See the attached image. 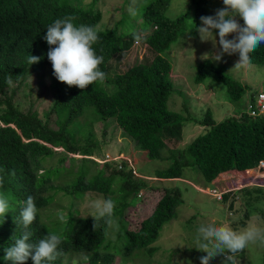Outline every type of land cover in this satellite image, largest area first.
Wrapping results in <instances>:
<instances>
[{
  "label": "trees",
  "instance_id": "trees-1",
  "mask_svg": "<svg viewBox=\"0 0 264 264\" xmlns=\"http://www.w3.org/2000/svg\"><path fill=\"white\" fill-rule=\"evenodd\" d=\"M171 1L151 0L143 10L144 19L150 21L148 26L142 31L120 35L118 27L121 21L107 30L99 28L102 20L99 7H76L68 0H0V178H3L0 193L9 198L12 209L4 222L0 218V264H12L4 259L5 249L22 236L24 229L19 223L20 211L29 195L34 198L38 210L36 221L30 226L34 233L31 242L38 241L48 233L58 234L63 240L60 245L63 255L51 264H64L69 255L82 256L84 264H113L114 258L121 257L126 259L124 262H128L135 251L140 250L145 251L137 257L152 263L161 253L160 248L153 245L161 238L164 224L174 218L177 207L184 204L182 190H147L143 180L135 178L125 163L123 170H117V173L112 170L107 175L112 164L100 166L90 159L93 155L87 153L94 148V141L90 137L92 134L85 137L87 143L80 147L83 152L76 145L80 130L78 120L87 107L93 108L94 114L101 120H112L120 131L146 153L147 160L161 159L165 149L169 155L176 154L167 169L154 172L155 178H183L184 167L179 160L185 152L190 153L193 168L207 183L225 172L254 169L260 161H264V116L250 118L242 114L215 123L208 110L203 118L189 120L204 127L199 136L182 149L169 148L171 142L181 139L186 121L169 108L173 93L170 78L172 65L164 53L189 29V24H194L196 30L201 24V17L208 15L203 0H190L194 8L192 13L185 12L170 18L166 11ZM66 16L74 17L73 23L77 26L83 24L97 28L99 42L93 47L97 55L104 57L100 68L107 74L105 85L109 91L98 82L84 90L69 87L53 75L52 64L47 58L49 45L44 37L49 25ZM134 34L142 35L140 44L146 47L147 53L123 72L109 74L114 59L120 61L122 53L134 44ZM29 55L41 59L30 65ZM251 56V64L264 65V44ZM232 57L239 59L238 54ZM43 71H48L50 75L53 92L51 107L43 115L45 119H41L36 111L26 114L21 112L12 100L14 91L10 89L13 85L27 82L29 75ZM9 75L13 79L11 86L6 83ZM205 80L221 82L226 90V98L231 103L239 101L248 90L208 59L196 67L194 76L196 83ZM52 119L54 129L50 128ZM59 148L67 157H88L81 160L82 172L73 188H61L60 166L55 161L54 165H48L59 153L55 149ZM64 159H58V163ZM71 161H75V158H71ZM88 163L96 168L100 166L90 178L86 166ZM117 174L120 175V181ZM116 185L118 188H113ZM63 190L66 191L65 195L74 198H83L86 193H97L114 202L121 201L119 208L114 209V214L115 217L120 216L119 233L116 235L117 240L122 239V251L116 255L110 252L102 254L103 250L105 253L109 251L112 244L111 241L107 242L109 228L101 221L94 230V218L81 217L74 202H71L68 216L63 221L59 211L44 215L49 207L56 205L58 195ZM140 192L142 195L138 197ZM244 193L246 199L254 193L263 195L262 188L246 190ZM226 198L227 195L224 200ZM247 220L248 216H244L239 220V226L244 227ZM26 264H33L31 258ZM261 264H264V248Z\"/></svg>",
  "mask_w": 264,
  "mask_h": 264
},
{
  "label": "rangeland",
  "instance_id": "rangeland-1",
  "mask_svg": "<svg viewBox=\"0 0 264 264\" xmlns=\"http://www.w3.org/2000/svg\"><path fill=\"white\" fill-rule=\"evenodd\" d=\"M150 1L151 0H68V2L76 7L88 6L91 9L99 7L102 12V20L99 28L102 30L113 28L116 23L121 21L118 27L120 35H125L130 31H142L148 26L150 21L149 19H144L143 10ZM92 2H94V4L91 6ZM203 5L208 8L207 16H214L217 9L224 7L223 0H203ZM193 11L194 8L190 0H172L166 11V15L170 18H174L185 12L192 13ZM237 19L239 23L243 25V20L240 18ZM189 25V29L172 43L170 50L165 52L164 56L170 61L174 71L180 70L186 76V80L192 89L198 88L193 78L196 67L204 60L208 59L212 61L215 66L222 68L229 77L236 81H240L241 77L245 75L247 82L245 85L248 91H264V65L250 64L246 66L248 68L247 74H243V72L239 70V66H233L234 62L237 63L238 61L233 58L232 55L225 54L220 61H216L214 57L219 48L218 43L214 46L211 40L202 42L199 32L195 30L194 24ZM200 26H202V23ZM125 30L127 32H123ZM214 35H216L218 42L219 37L215 30ZM228 38L231 39L232 36ZM145 53H147V50L143 47L136 50L132 49L126 56H120V61H115L116 65H113L114 62L112 63L109 74L112 75L116 72H123L127 67L137 62V60H141V56ZM134 54H136V56ZM122 57L123 61H121ZM181 59H184V62ZM26 81L27 82L22 84L13 85L12 88H10L14 91L12 100L24 114L36 111L41 119H45L43 115L49 111L53 101V92L50 87V75L48 71H43L37 75H29ZM181 83L173 84V92H175L173 94L179 96L181 99L180 101H183V106L177 105L174 101L172 102L169 100V102L170 107H172L184 120L201 119L208 110L213 113L217 101H221L222 98L226 97V90L221 82L205 80L203 82L204 87L199 86L200 89L197 90L199 93L198 98L194 96L188 97L187 89L184 83ZM102 86L106 91H109L105 82ZM208 90L214 92V97H210L209 100L207 99V95H205ZM173 94L172 96H174ZM201 97L202 99L199 100ZM173 99L175 100L176 98L173 97ZM232 103L239 110L244 106V98L242 97L239 101ZM78 123L80 124V130L79 134L76 136L77 147L80 148L85 146L88 140H86L85 137L92 134L90 137H92V141H94V148L87 153L92 154L93 157L97 159H101L105 156H109L110 158H121L123 156V158H125L126 156L129 158L125 159L132 160L133 156L128 154L131 153V150L139 159L138 162L133 164L134 169L140 175L147 178L141 179V181L143 180L145 183V188L147 190L161 188L162 184L154 179V172L167 169L174 160L176 154L173 156L172 154L169 155L165 149L162 152L161 159L152 161L147 160L146 153L137 146L134 141L127 137V135L120 131L112 120H101L94 114V110L91 107L85 108ZM50 124V128L54 129L53 119L50 120ZM185 141H187V139ZM170 145L171 144L168 145L169 148H173L172 146L174 145ZM175 147L182 148V145L175 144ZM80 149L83 152V148ZM169 156L172 158L169 159ZM63 157H65L64 161L58 163V159ZM73 157L75 161H71ZM82 158L88 157L85 156ZM82 158H79L78 155L69 157L64 156L62 151H59V153L52 158L48 165L53 164L55 161L56 165L60 166L59 182L61 183V188H73V184L79 179V175L82 172ZM179 161L184 167L183 177L199 183L203 181L206 188H209L210 185H207V182L204 181L201 174L193 168V160L191 159L190 153L185 152ZM111 164L112 166L107 172V175L112 172V170L117 173L116 164ZM99 165L101 166V164ZM86 166L89 168V178L94 175L96 169H100V166L96 168L92 163H88ZM119 174H117L118 180L120 178ZM150 177L151 179H149ZM163 185H166L167 188H180L182 190L184 204L177 207L175 217L164 224L160 233L161 238L153 245L156 248H160L161 253L158 254L157 258L154 259L152 263H146L144 258L137 257L144 253L145 250L135 251L131 261L124 262L126 259L122 257L120 259L114 258L113 264H189V262L190 264H200L199 258L204 255V253L195 248V241L198 235L197 229L201 224L211 223L216 226L228 225L233 230L235 227V231L238 232L254 226L264 227V189H262L263 195L258 196L254 193L249 199L243 196V200H240V202L237 201V204L233 205L236 206L235 210H233V212L232 210L228 212L226 207L228 204L223 201L217 202L208 192L203 194L202 191L195 192L192 189H187L188 192H184L182 189L184 186L178 183H163ZM113 188H118V185L113 186ZM65 194L66 191L63 190V192L58 195L57 206L53 205L49 207L48 211L44 212L45 216L59 211V213H62V215L67 218L71 202H74L81 217H92L90 214L94 211L92 207L93 203L97 200L106 199L103 195L97 193H86L83 198L81 196H78L79 198H74L75 196L72 197ZM120 202V200L115 202V209L119 208L118 204ZM229 202L230 201H228V203ZM231 202H234V200ZM244 216H248V220L246 221V225L241 227L238 222ZM116 218L119 224L120 216ZM108 230L107 242L111 241L112 244L109 246V251L105 253L103 250L102 254L104 255L110 252L116 255L117 252L123 250V242L122 239L117 240L116 234L119 233L118 228H109ZM263 248L264 245L259 243L250 244L247 249L239 253V264H261ZM162 253L164 255H162ZM224 260L225 257L223 255L216 256L212 258L210 264H223ZM64 264L84 263L82 262V256L69 255L66 257Z\"/></svg>",
  "mask_w": 264,
  "mask_h": 264
},
{
  "label": "clouds",
  "instance_id": "clouds-1",
  "mask_svg": "<svg viewBox=\"0 0 264 264\" xmlns=\"http://www.w3.org/2000/svg\"><path fill=\"white\" fill-rule=\"evenodd\" d=\"M223 5V8L216 10L214 16H202V26L196 30L202 42L211 40L214 46L218 43V54L214 57L216 61H220L225 54H238L239 59L236 66L246 67L252 62L251 54L261 44H264V0H223ZM237 18L243 20V25ZM73 20L74 17L71 16L56 19L47 27L44 39L49 45L47 58L52 64L55 78L69 87L75 86L84 90L97 82L103 84L107 79V74L100 68V65L104 63L103 55H97L93 47L99 42L97 28L83 24L77 26ZM214 30L219 37L218 42ZM229 36L232 38L229 39ZM142 39V35L134 34L136 44H139ZM141 47L146 49L141 44L134 48L133 44L127 52L122 53V56H126L132 49L136 50ZM40 59V57L29 55L28 63L30 65L38 63ZM6 83L9 86L13 84L11 75L6 77ZM260 92L264 93L261 90L255 91L247 105L253 102ZM247 105L244 114L250 117L247 115ZM258 116H264V114ZM55 150L63 151L62 148ZM90 159L101 164L96 161L95 157H90ZM117 162H109V164L115 163L118 167ZM125 165L129 171L127 164ZM127 170L125 169V172H128ZM2 186L3 178H0V187ZM256 187L264 189L261 186ZM92 207L94 211L90 215L94 218V230L101 221L107 228H118V220L114 214L115 202L112 199L97 200ZM10 210H12L11 201L6 195L0 193V218H3V222ZM37 211L34 198L29 195L20 211L19 223L24 229L22 236L16 238L14 243L5 249L4 259L11 261L12 264H26L29 258L33 264H51L63 255L60 248L63 240L58 234L48 233L38 241L31 242L34 233L30 230V226L36 221ZM60 219L63 221L64 216L61 215ZM197 233L195 248L204 253L199 258L200 264H210L212 258L221 255L225 257L223 264H239L238 257L242 250L247 249L250 244L264 245V227L254 226L238 232L228 225L216 226L209 223L201 224Z\"/></svg>",
  "mask_w": 264,
  "mask_h": 264
},
{
  "label": "crops",
  "instance_id": "crops-1",
  "mask_svg": "<svg viewBox=\"0 0 264 264\" xmlns=\"http://www.w3.org/2000/svg\"><path fill=\"white\" fill-rule=\"evenodd\" d=\"M215 54L217 55L218 51H216ZM181 60L184 62V59H181ZM115 61H114V63H116ZM234 65H236L235 62L233 64V66ZM239 67H240L239 70L242 71L243 74H247V71H248L247 67H241V66H239ZM194 76H195V74L193 75V78H194ZM170 78H171L172 84H174V83L179 84L181 82L184 83L185 88L187 89L188 97L189 96H194L195 98H198L199 97V93H198L197 90H199L201 86L204 87V84L202 82V83H197L198 88L192 89L190 87V85L188 84L187 80H186V76L180 70L174 71L172 69ZM238 82H240L243 86H245L247 88V86L245 85V83H247L246 79H245V75H244V77H241L240 81H238ZM254 92L251 91V90L250 91H248V90L246 91V93L243 96V98H244V106L241 109H239V110H238V108H236L233 105V103L229 102L226 97L222 98L221 101L218 100L217 103H216V106L214 107L213 113H211L212 114V118L215 121V123H219V122H221V121H223V120H225L227 118H231V117L237 118V117H240L242 114H244L247 102L253 97ZM173 93H175V92H173ZM205 95H207V99L209 100L210 97L211 98L214 97V92L212 90H208V92H206ZM173 97H175L178 101L176 99L174 100ZM201 99H202V97L199 98V100H201ZM180 100L181 99L179 98V96L177 94L172 96V98L170 99V101H172V102L174 101V102L177 103V105L182 107L183 106V101H180ZM169 108L173 112H175L174 109L172 107H170V102H169ZM175 113H177V112H175ZM186 118H188V117H186ZM185 121H186V123L183 126L181 139L178 142H171V145H174V146H172L173 148H177V149L184 148L185 146L190 144L197 136H199L204 131V127L203 126H199L196 123L190 122L189 119H186ZM185 138L187 139V141H185L186 140ZM175 144H181L182 148L175 147ZM130 152L131 153H128V154H131V156H133V157H132V160L131 159H129V160L132 161L133 164L138 162L139 161L138 157L135 156L131 150H130ZM125 158H129V157L125 156ZM232 173L233 172L230 171V172H226V173H223V174L219 175L211 183H207V185H210L209 188H206L205 183L203 181L199 183L197 181H194L192 179H188V178H185V177L178 178V179H160V178H155V176H154V179L159 181L162 184L161 188H167L166 185H163V183H165V184L166 183H174V184L178 183V184H181V185L184 186L182 188L184 192H188L187 189H192L195 192H201L202 191L203 194H206V192L208 190H210V189H212L214 187L226 189L227 188V184L230 182V180H231V178L233 176ZM149 179H151V177ZM171 188H175V187H171ZM250 189L254 190V189H257V187L251 185V186L244 187L243 189H241L239 191L228 193L226 200L223 201V202L228 204L226 206L228 212L231 211V210L233 212V210H235L236 206H233V205H236L237 201L240 202V200H243V195L245 194L244 192L246 190H250ZM231 198H232V200H231ZM233 200H234V202H231ZM228 201H230L231 204H230V202L228 203Z\"/></svg>",
  "mask_w": 264,
  "mask_h": 264
},
{
  "label": "built area",
  "instance_id": "built-area-1",
  "mask_svg": "<svg viewBox=\"0 0 264 264\" xmlns=\"http://www.w3.org/2000/svg\"><path fill=\"white\" fill-rule=\"evenodd\" d=\"M140 46L139 44L134 43V48ZM260 114H264V93H258L253 102H250L247 105V115L250 117H256ZM97 162L109 163V162H116L118 161L117 169H123V164L125 163L128 166L129 171L135 178L139 179H147L146 177L140 175L133 167L132 161L121 158H110L109 156H105L101 159H97ZM232 178L230 182L227 184L226 189L214 187L208 191V193L214 198L216 201L220 202L223 200L225 194L239 191L247 186H261L264 187V161H260L258 166L252 170H245V171H232ZM142 195V192L139 193L138 197Z\"/></svg>",
  "mask_w": 264,
  "mask_h": 264
}]
</instances>
